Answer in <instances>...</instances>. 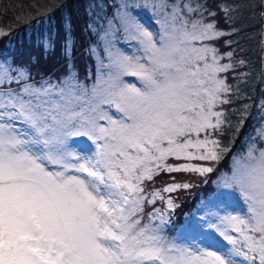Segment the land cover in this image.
I'll use <instances>...</instances> for the list:
<instances>
[{"label":"snow or ice","instance_id":"1","mask_svg":"<svg viewBox=\"0 0 264 264\" xmlns=\"http://www.w3.org/2000/svg\"><path fill=\"white\" fill-rule=\"evenodd\" d=\"M137 7L159 13L158 32L135 19ZM186 13L196 9L125 0L117 30L141 54L115 49L110 21L108 63L91 85L72 73L36 82L24 67L0 62V264H264V147L251 144L234 161L246 210L224 218L227 249L179 244L165 233L163 212L148 210L162 193L190 187L174 174L212 173L204 162L225 151L217 134L231 89L219 74L232 65L214 44L224 33L204 19L214 14ZM256 132L264 140V126ZM73 138L90 143L74 150ZM165 174L173 182L149 192Z\"/></svg>","mask_w":264,"mask_h":264},{"label":"trees","instance_id":"2","mask_svg":"<svg viewBox=\"0 0 264 264\" xmlns=\"http://www.w3.org/2000/svg\"><path fill=\"white\" fill-rule=\"evenodd\" d=\"M101 1L0 0V30L5 33L0 35V38H7L2 45L10 42L14 47L28 46L44 64V67H39L37 73L38 76L43 73V80L51 79L55 83L75 70L80 82L91 85L95 81L93 71L101 64L91 54V49L95 47L92 42L100 35L102 23L95 24L91 29L89 26L86 28V20L88 9L95 2ZM209 2L206 13H212L214 16L205 15V20L214 22L217 29L224 33L214 41V44L221 54V63L232 65L227 73L219 74L225 78L231 89L225 95L229 103L221 105L225 119L223 131L217 134L225 151L220 161L204 162L214 168L212 173L204 176L174 174L176 182L188 183L190 187L162 193L164 201L157 200L154 206H148L149 211L154 207L163 212L166 221L163 227L169 238L182 235L186 240H190L192 235L183 229L192 223L201 197L213 189L212 181L218 170H221L222 174L232 173L238 149L247 142L255 128H261L260 123L264 121V107H261L264 102V42L259 38L261 35L259 25L264 19V0H209ZM215 2H221L223 8L225 7L224 13L211 9ZM67 26H71L75 40L71 55L84 49L86 56H83L82 52L70 61L74 67L67 65L68 63L67 66L64 65L66 72L62 78H59L61 74L57 71L46 77L47 70L50 71L66 62L71 56L64 55L62 51ZM45 40L50 41L47 50L43 47L44 44H41ZM35 43L38 47L34 46ZM229 52L232 53L231 57L227 56ZM172 182L169 175H161L149 185L148 190L149 192L153 189L162 190ZM169 197L173 202L171 208L166 203ZM237 213L242 214L241 210ZM168 223H171V226Z\"/></svg>","mask_w":264,"mask_h":264},{"label":"rangeland","instance_id":"3","mask_svg":"<svg viewBox=\"0 0 264 264\" xmlns=\"http://www.w3.org/2000/svg\"><path fill=\"white\" fill-rule=\"evenodd\" d=\"M197 1L201 2L203 0H197ZM197 1H194L192 4H190L189 0H187L185 1V4H188V5L190 4V8H191L197 4ZM124 2L125 0H116L112 2L111 12L113 11V15L108 20L105 27L109 29L110 27L109 22L110 21L112 22V30L113 32H115V38L113 42L115 44L116 50L121 51L129 56L140 55L141 53L138 52V49L140 47L138 41L133 39L130 34H126L123 31V29L117 30L119 28V22L116 19V17H117L118 11L120 10L122 3ZM129 2L142 5L145 2V0H129ZM175 2L177 4H183L181 0H175ZM209 3H210L209 1H204L202 5L206 6V4H209ZM212 5H213V8L211 9L223 11L224 13L225 7L223 8V6L221 5V2H218V3L215 2ZM105 10H106V6L103 3L95 2L93 6L88 9L86 28H88V26L90 28L95 27L96 22L99 21L100 19V18L97 19V17L102 16ZM134 10H135L136 16L134 14ZM132 11H133L135 19L141 24L142 27H144L148 31L157 32V29H159V24H158L159 13L153 12L151 8L145 9L143 7H137L133 9ZM196 13L199 15L202 14L199 8H197ZM139 15L141 16L140 19H139ZM186 15H189V19H198L200 17L199 15L195 16L189 13H186ZM259 29L261 30V35L259 38L262 42H264V19L261 20ZM67 31L70 33L69 40L71 42L72 41L71 31L69 29H67ZM0 39H3V38H0ZM110 40H113V37L108 36L107 38H105V34L102 36V38H96V42L98 44H96L95 47L92 48V49H95V53L93 54L91 51V54L95 59L97 58V60L100 63L102 60L105 64L108 63V60L106 57V48L108 47V41ZM126 40H128L129 43ZM37 67H41V65ZM78 70L82 72L80 69ZM101 71H103V69H101L100 65H98V67L94 69L93 75L95 79L100 75ZM124 79L128 82L137 83V85L139 84V82L136 80L135 77H124ZM34 81L40 82L41 80L34 79ZM252 81L254 82V80ZM31 82L33 81H29V83ZM262 126H264V121L260 123L259 127H262ZM255 129L257 130L259 128H255ZM256 136L258 137L256 131L251 133L250 138L246 142L245 148L238 150L236 154L237 160L241 162L244 161V159L246 158L249 145L255 144L254 138ZM73 143H74V139H73ZM256 147L258 148L264 147V145L263 146L256 145ZM74 150H78V148L74 146ZM233 168L234 169L231 174H227V173L222 174L221 170H218L215 178L212 181V184L214 185L213 191L211 190L208 192L207 195H204L201 197V202L198 204V211L194 213L193 221L191 225L196 230V231H193V236L195 237V239L186 240L182 235H175L171 237L170 239L182 245H188L192 247H203V248L212 249V250H225L228 247H230L227 244L226 245L221 244L217 239L215 240L212 236H215L216 238L221 239L223 241L224 239H223V236L220 234V232L222 229L227 228V224L224 223V218H226L229 215L238 214L236 210L243 207L241 199L243 201L244 199L242 196L240 185L237 182L241 176L242 170L240 169L239 165H237L236 163ZM233 193L237 194L239 197H236V196L234 197L233 195H230V196H227V200L222 198V196L225 194L228 195V194H233ZM229 234L235 235V234H232V232L230 231H229Z\"/></svg>","mask_w":264,"mask_h":264}]
</instances>
